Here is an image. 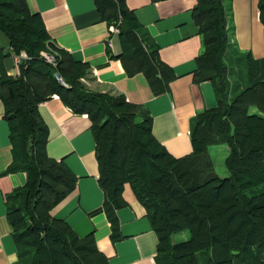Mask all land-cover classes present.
Listing matches in <instances>:
<instances>
[{
    "label": "trees",
    "instance_id": "obj_1",
    "mask_svg": "<svg viewBox=\"0 0 264 264\" xmlns=\"http://www.w3.org/2000/svg\"><path fill=\"white\" fill-rule=\"evenodd\" d=\"M93 1L101 20L119 30L118 57L127 75H143L154 96L166 93L175 77L124 0ZM257 9L264 35V0ZM192 14L203 45L194 81L209 82L216 103L197 114L189 134L191 152L175 158L152 135L143 107L123 95L85 88L81 79L88 66L49 41L41 17L31 14L26 0H0V32L9 45V51L0 48V62L10 59L13 71L15 57L26 55L19 75L1 69L0 76L12 148V163L2 175H26L25 184L6 198L14 264H111L97 250L93 233L80 238L50 214L76 184L68 167L46 154L48 128L38 107L53 96L90 120L97 182L113 239L118 238L116 210L124 205L122 190L128 184L148 211L158 240L157 264H264V55L254 59L234 49L225 0H195ZM253 107L259 113H251ZM222 146L220 175L210 152ZM182 232L188 239L173 242Z\"/></svg>",
    "mask_w": 264,
    "mask_h": 264
},
{
    "label": "crops",
    "instance_id": "obj_2",
    "mask_svg": "<svg viewBox=\"0 0 264 264\" xmlns=\"http://www.w3.org/2000/svg\"><path fill=\"white\" fill-rule=\"evenodd\" d=\"M258 2L230 0L234 37L240 51L249 52L254 59L264 55ZM124 3L136 17L141 34L147 36L157 49L158 58L175 77L162 95H152L143 75H127L118 57L122 51L118 34L110 33L113 25L101 20L93 0H26L31 14L41 17L49 41L74 61L88 66L81 79L87 90L123 95L129 104L143 107L151 117L152 135L157 142L175 158L186 156L191 152L189 134L197 114L216 103L212 85L194 81L195 60L203 52L192 14L195 0ZM7 46L8 39L0 32V48L9 51ZM11 63L10 59L0 62V76L1 69L7 75L13 73L8 69ZM38 111L48 128L47 156L62 161L76 178L74 189L53 207L51 216L65 221L80 238L93 233L97 250L111 264H157L158 240L148 211L128 184L122 190L124 205L116 210L118 238L110 236V223L103 210L105 194L97 182L94 136L87 116L74 114L57 96L41 103ZM9 134L0 100V264H14L17 260L6 218V198L26 181L23 172L2 175L12 163Z\"/></svg>",
    "mask_w": 264,
    "mask_h": 264
},
{
    "label": "rangeland",
    "instance_id": "obj_3",
    "mask_svg": "<svg viewBox=\"0 0 264 264\" xmlns=\"http://www.w3.org/2000/svg\"><path fill=\"white\" fill-rule=\"evenodd\" d=\"M225 6L227 7V10H228V13H229V26L231 28V32L233 33V47L236 51H239V53L241 54H244L246 52H243V51H240V47H239V43H238V40L236 41L235 37H234V26L231 24L232 23V10H231V5H230V0H225ZM260 27H261V23H260ZM250 112L251 113H259V111L256 109V108H250ZM261 115L264 116L263 113H260ZM217 148H221V149H217ZM225 146H222V147H215V149L211 150L210 154L212 156V158L214 159V161L216 162V172L220 175H223L224 173V164H223V161H224V153H223V150H224ZM224 168V169H223ZM227 175V174H226ZM188 239V234L187 232H182L180 234H176L173 236V242H181V241H184V240H187Z\"/></svg>",
    "mask_w": 264,
    "mask_h": 264
},
{
    "label": "built area",
    "instance_id": "obj_4",
    "mask_svg": "<svg viewBox=\"0 0 264 264\" xmlns=\"http://www.w3.org/2000/svg\"><path fill=\"white\" fill-rule=\"evenodd\" d=\"M110 33L111 34H118L119 33V30L117 27L115 26H112L110 27ZM42 57L46 60V62H48L49 64H52L53 65V61H52V57L46 55V54H43ZM21 58H26V55L22 54L20 57L16 56L15 59H14V63H15V67H14V70H13V74L14 75H19V67H18V64H19V61ZM58 80H60L58 77H57Z\"/></svg>",
    "mask_w": 264,
    "mask_h": 264
}]
</instances>
